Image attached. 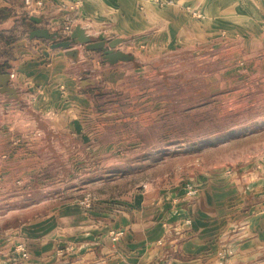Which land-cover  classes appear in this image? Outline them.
<instances>
[{
	"label": "crops",
	"instance_id": "0c3cea01",
	"mask_svg": "<svg viewBox=\"0 0 264 264\" xmlns=\"http://www.w3.org/2000/svg\"><path fill=\"white\" fill-rule=\"evenodd\" d=\"M68 5L0 0V84L13 90L0 88V264H264V157L234 174L163 176L118 195L93 175L109 170L97 157L115 155L97 124L102 80L110 88V77L141 62L140 78L150 60L203 53L210 42L250 43L256 48L245 57L264 59V0H85L75 12ZM65 26L94 42L125 39L135 52H114L132 59L110 66L101 51L53 49L30 37ZM185 185L196 194L186 196ZM86 193L89 209L80 205Z\"/></svg>",
	"mask_w": 264,
	"mask_h": 264
},
{
	"label": "rangeland",
	"instance_id": "374dc122",
	"mask_svg": "<svg viewBox=\"0 0 264 264\" xmlns=\"http://www.w3.org/2000/svg\"><path fill=\"white\" fill-rule=\"evenodd\" d=\"M63 30L58 41L69 35ZM117 48L135 52L129 45ZM255 48L210 42L203 53H168L150 60L140 78L134 70L141 62L124 66L130 75L110 77V88L102 80L97 124L103 127L102 141L114 142L115 155L97 157L100 169L109 164V170L93 175L118 195L163 176L234 174L264 157V59L245 57ZM34 191L44 196L43 188ZM20 245L26 257L19 245L16 250L26 260Z\"/></svg>",
	"mask_w": 264,
	"mask_h": 264
},
{
	"label": "water",
	"instance_id": "95a60500",
	"mask_svg": "<svg viewBox=\"0 0 264 264\" xmlns=\"http://www.w3.org/2000/svg\"><path fill=\"white\" fill-rule=\"evenodd\" d=\"M32 21L39 23L32 19ZM31 38H40L54 43L53 49L61 48L63 50H68L72 44L83 45L88 51H101L103 55V61L109 65H115L118 62H127L132 59L131 56L124 54L122 52H114V50L123 42L125 39H115L107 44L104 42H92L90 37L87 36L80 27H76L70 34L69 39L62 41L60 43H55L59 39L57 33H50L45 29H37L30 34ZM5 77V76H1ZM88 82H85V84ZM0 88H2L4 93H12V89L7 87V82L1 83Z\"/></svg>",
	"mask_w": 264,
	"mask_h": 264
},
{
	"label": "built area",
	"instance_id": "2783aa9c",
	"mask_svg": "<svg viewBox=\"0 0 264 264\" xmlns=\"http://www.w3.org/2000/svg\"><path fill=\"white\" fill-rule=\"evenodd\" d=\"M69 1V5L67 7V9L71 12H75L76 10H78L79 7H81L82 3L85 1V0H68ZM63 35L67 36L68 34L71 33V28L70 26H65L63 28ZM13 75L11 74L10 75V78H12ZM142 188L144 189L145 186H142ZM196 194V190L191 187V186H187L186 187V192H185V195L188 196V197H192ZM91 202H92V198L90 197H86L85 199H83L82 201H80V205L84 208V209H89L90 206H91ZM122 235L121 232H116L114 233L111 237H112V240L113 241H116L120 236ZM17 250L21 253V255L23 257H26V254H25V250L23 248L22 245H19L17 247Z\"/></svg>",
	"mask_w": 264,
	"mask_h": 264
}]
</instances>
